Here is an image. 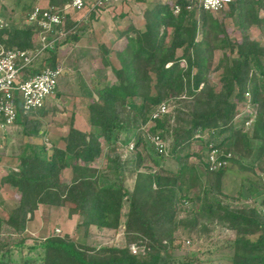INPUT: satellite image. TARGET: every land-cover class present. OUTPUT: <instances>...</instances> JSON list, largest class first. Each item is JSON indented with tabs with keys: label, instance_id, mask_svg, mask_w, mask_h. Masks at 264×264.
Instances as JSON below:
<instances>
[{
	"label": "trees",
	"instance_id": "trees-1",
	"mask_svg": "<svg viewBox=\"0 0 264 264\" xmlns=\"http://www.w3.org/2000/svg\"><path fill=\"white\" fill-rule=\"evenodd\" d=\"M70 1L47 0L46 10L59 13ZM149 6L141 30L118 31V50L112 48L116 39L95 49L76 46L102 5L88 10L86 20L66 16L63 30L48 33L56 48L25 70H71L59 77L67 81L65 88L75 86L90 100L88 130L75 129L71 118L59 144L47 147V110L23 114L15 102V121L0 135L16 128L14 149H0L16 170L0 181L18 196L12 209L0 213V264H173L178 252L190 255L182 236L190 244L203 235L229 264H264V44L249 36L256 29L264 40V0H231L216 13L197 0H151ZM33 8L20 27L0 15L6 22L0 28L4 49L35 48L39 29L26 21ZM225 19L238 29L240 41H231ZM91 59L99 64L90 66ZM212 73H218L215 84L208 79ZM246 103L253 116L243 115L240 122L238 107ZM161 105L168 112L152 118ZM194 140L203 141L208 152L216 149L226 165L209 171L201 154L192 152ZM102 153L104 164L91 166ZM41 206L78 215L85 242L50 235L25 244L26 226ZM95 235L120 238L93 245ZM131 245L142 251L132 254Z\"/></svg>",
	"mask_w": 264,
	"mask_h": 264
},
{
	"label": "rangeland",
	"instance_id": "rangeland-1",
	"mask_svg": "<svg viewBox=\"0 0 264 264\" xmlns=\"http://www.w3.org/2000/svg\"><path fill=\"white\" fill-rule=\"evenodd\" d=\"M99 1L103 3V1L105 0H99ZM113 1L115 0H112V2ZM125 1L126 0H123L124 3ZM139 1L128 0L129 4H131L134 7V14H132L133 17H137L138 20L141 21L143 18V13L147 9L150 8L149 3H151V0H139ZM167 1L170 4L173 2V0H167ZM193 1L195 2V0ZM89 4L87 5L88 7L87 10L86 8H83L79 13H76L74 15L76 17L74 18V20H79L80 18H81L80 20L87 19L88 10L91 9V5ZM34 5H39L40 7L46 8L47 0H0V15L2 13L9 15L8 18L12 20V26L20 27L23 25L22 23L25 18L24 16H25V13L27 12L28 7H31ZM1 7H3L6 12H3L1 10ZM226 13H227V9H225L222 14H226ZM98 14H101V13L98 12ZM113 15H114L113 18L110 16L108 17V15L106 17L105 16L101 17V19H99V23L92 24V22H90L89 27H87L86 32L89 35H92V36L96 35V37L99 38V35H100L99 32L103 29V33H104V34L102 33L103 36L106 35L105 36L106 39L109 38L110 34H115V29H116L115 26L116 24H118L119 18H121V15H117L116 11L113 13ZM260 15L261 16L264 15V10L260 11ZM100 22L104 24V28L103 26H100ZM224 23H225V27L227 30V34L229 38L231 39V41H234V42L240 41V36H239L240 33L238 29L235 28L228 19H225ZM127 26H128L127 24L123 26V23H122V27H124V30L128 28ZM249 36L254 42L264 44L263 34L259 30L252 29ZM106 39H105V42L107 43L108 41H106ZM77 45H79V43ZM122 45H123V42H121L120 44H117L115 47H113V49L118 50V48H120ZM55 48H56V44H55L54 49ZM218 55L219 54L216 53V56L214 57V60H213V65ZM67 58L69 57L67 56ZM109 59L111 61V64H113L116 67L118 66L113 54L109 56ZM61 68H62V71H65L67 73L71 72L68 68H65L63 66ZM217 74L218 73L209 74L208 79L210 80V82H212V84H215L217 80ZM62 78L63 77L61 76L57 79L58 84L56 87L57 92L60 93L61 96L56 97L53 94L52 98L49 101V105L46 109L47 110L46 117H44L43 119L44 128L46 132L44 135V141L46 139L47 147L51 146L53 143L59 144V138L63 136L68 130V126H69L71 118L73 119V127L76 125L78 128H80L79 130H84V132L88 130L87 106L90 103V100L83 97L81 93L78 91V89L75 88V86L65 88V86L68 83L65 80V78L63 80ZM246 98H249V97L246 96ZM238 110L240 111V117H239L240 122L244 118L243 115H246L248 117L252 115V110L249 107H247V103L244 105L241 104L238 107ZM250 124H251V121H247L246 124H244L245 128H249ZM2 133L3 131L0 128V135ZM6 133H7V136L0 137V149L4 147V144L9 142V145H8L9 147L6 149V151L7 153H10V151L14 149L11 146L15 144L16 138H17L16 128H11ZM203 141L206 142L205 139H203ZM203 141L194 140L191 142L192 152L200 153L202 161L205 160L207 149H208L204 145ZM128 150L132 151L131 144L129 145ZM189 162L191 164H195L197 160L192 157L190 158ZM246 162L247 163L252 162V158L249 157L246 160ZM103 164H104V159H103V153H102L100 157H98L97 159L94 160L93 163H91V166L99 167V166H102ZM10 170H13V171L16 170L15 166L12 165L11 162L6 161V163H3L0 161V179L3 176H5ZM240 175H244V173H241ZM17 197H18L17 193L15 192L13 188H11L8 185H3L0 181V208H1L0 213L1 215H5L6 211L12 209L15 206ZM79 222H80L79 216L76 214L70 213L65 208H54V207L41 206L35 212L33 220H31L26 226V230L24 233V236L26 237L25 244H30L31 241L34 239L42 240L50 235H58V236L68 235L73 241L83 244L85 240L82 235V229L77 227ZM119 238H120V235L115 237L114 240L110 239L109 236L105 237V235H101V236L95 235L94 237H92V239L89 242L93 245H99V244L109 245V244L116 242V240H119ZM181 240L184 241V245L187 248L184 250L185 253L189 251L190 255L187 258L186 257L187 255L185 256L183 255L182 252L181 253L178 252V258H176L173 264H183L184 261L185 262L189 261L191 264H229V262L221 259L218 253L212 251V246L209 243L210 239L207 237H204V235L201 236V238H199L196 241L193 239L194 243L191 242L190 244L187 243L188 241L183 236ZM196 252H198V255L196 257H193V253H196ZM209 256L213 258H210Z\"/></svg>",
	"mask_w": 264,
	"mask_h": 264
},
{
	"label": "built area",
	"instance_id": "built-area-1",
	"mask_svg": "<svg viewBox=\"0 0 264 264\" xmlns=\"http://www.w3.org/2000/svg\"><path fill=\"white\" fill-rule=\"evenodd\" d=\"M199 6L205 11L216 13L223 10L231 0H197ZM92 2V3H91ZM91 3V4H89ZM99 7L102 2L99 0H71L62 6L59 13L48 12L46 8L35 6L26 18L27 22H34L39 29L35 38V48L32 51H21L17 49L6 50L0 45V115L3 122L0 128L10 127L16 118V101L23 114L41 109L53 96L57 79L62 70L57 66L54 69L44 67L36 73H26L25 70L33 67L34 62L44 54L50 53L55 47L56 39L53 35H48L50 30L60 28L61 30L65 17L75 11H81L87 5ZM177 8L174 13L177 12ZM6 22L0 19V28ZM59 31V30H58ZM55 32V34L58 33ZM247 96V94H245ZM168 112V109L161 105L152 118ZM157 138H153L158 152L162 151V145L157 143ZM218 151L212 149L207 151L205 162L209 171H214L226 165L225 160L217 158ZM229 156V155H228ZM132 254L141 252L142 248L131 246Z\"/></svg>",
	"mask_w": 264,
	"mask_h": 264
},
{
	"label": "crops",
	"instance_id": "crops-1",
	"mask_svg": "<svg viewBox=\"0 0 264 264\" xmlns=\"http://www.w3.org/2000/svg\"><path fill=\"white\" fill-rule=\"evenodd\" d=\"M139 2H141V1H139ZM103 3H105V4H103ZM103 3H102V8L99 10V13H101V14H99L98 18L95 21H91V22H92V24L93 23L94 24L95 23H99V19H101V17H103V16L106 17L107 15H108V17L110 16V17L113 18L114 17L113 13L116 11L117 15H121V18H119V22L115 26V28H116L115 29V34H110L109 38L106 39V37H105L106 35L103 36L104 33H103V29H102L99 32L100 35H99V38H98V37H96V35L92 36V35H89L86 32L87 27H89V25H87L84 34L81 36V38L77 42V44L79 43V45L76 44L77 47L82 48V49H95L96 46H97V44L106 43L105 42V39H106V41H109L110 39H114V40L116 39V41L113 43V47H115L117 44H120L121 42H123V39H117V37H118V31L120 29H124V27H122V23H123V26H125L127 24L128 25L127 27L131 26L135 30H141L142 29V26H143V18L140 21V20H138L137 17H133L132 14H134V7L131 4H129L128 0H126L125 3L123 2V0H115L113 2H112V0L111 1L105 0V1H103ZM34 6H39V5H34ZM77 13H79V12H77ZM75 14L76 13H72L70 15V18H72V20H74V18H76L74 16ZM114 22H116V21H114ZM104 23H106V22H104ZM100 26H103V28H104V24H102V22H100ZM59 51L62 52V49L60 48ZM63 59L64 60L67 59V56H63ZM89 64H90V66L96 67L97 64H99V63H98V60L91 59L90 62H89ZM50 99L46 102V104L44 106V109L45 110L47 109V107L49 105ZM74 128L77 129V130L80 129L76 125L74 126ZM79 131L84 132V130H79ZM6 144L9 145V142L6 143ZM0 161L3 162V163H6L7 160H5L4 158H1L0 157Z\"/></svg>",
	"mask_w": 264,
	"mask_h": 264
},
{
	"label": "clouds",
	"instance_id": "clouds-1",
	"mask_svg": "<svg viewBox=\"0 0 264 264\" xmlns=\"http://www.w3.org/2000/svg\"><path fill=\"white\" fill-rule=\"evenodd\" d=\"M35 7V6H34ZM40 7V6H39ZM41 8H43V7H41ZM70 16V15H69Z\"/></svg>",
	"mask_w": 264,
	"mask_h": 264
}]
</instances>
